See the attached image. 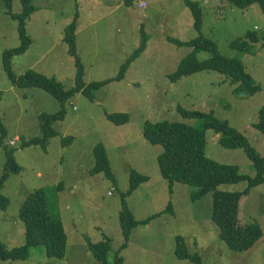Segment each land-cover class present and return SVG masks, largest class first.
Masks as SVG:
<instances>
[{"label": "rangeland", "instance_id": "obj_1", "mask_svg": "<svg viewBox=\"0 0 264 264\" xmlns=\"http://www.w3.org/2000/svg\"><path fill=\"white\" fill-rule=\"evenodd\" d=\"M193 1L203 10L201 33L194 30L192 15L182 0L35 1L37 11L25 25L32 45L11 60L15 76L34 70L55 78L65 90L72 87L75 67L63 39L76 12L75 42L85 84L116 77L139 48L142 29L148 38L145 53L133 63L123 81L102 87L94 101L77 94L66 102L65 120L51 126L56 136L50 139L45 152L39 146L21 149L20 144L42 136L39 116L57 114L61 105L39 88L16 89L7 79L2 55L17 47L19 40L17 23L9 18L5 2L0 0V120L7 134L0 145V175L5 160L3 145L13 150V158L22 168L17 175L9 174L0 190L9 201L7 209L0 212V243L7 249L24 244L18 210L27 194L41 188L47 192L51 213L62 220L68 236L63 259L49 258L43 247H38L25 261L0 264H102L90 252L87 239L97 244L105 238L112 246L108 263L115 264V253L123 243L122 195L129 189L132 170L150 180L127 197L128 207L138 221L160 216L133 231L128 247L120 254L124 264H193L176 257L178 236L184 237L187 251L197 253L203 264H264V185L242 197L239 215L242 226L258 225L262 238L247 252H234L219 238L218 227L212 222L213 193L193 203L190 194L195 188L176 183L170 195L157 161L163 149L149 143L142 134L146 121L189 122L177 111L178 106L213 112L246 136L264 159V137L255 128L264 103V42L255 44L251 55H239L230 48L248 32L264 38V11L258 4L239 9L219 0ZM140 3L146 6L140 8ZM11 9L12 13H20V0H11ZM199 36L214 42L222 56L242 60L246 72L261 84L260 91L246 99L238 98L228 77L212 71L172 82L170 75L191 50L177 48L167 38L186 43ZM208 57L204 52L197 56L199 61ZM106 113H128L130 123L116 126L108 121ZM67 137L72 139L63 146V138ZM98 144L106 148L115 182L103 174H90ZM206 156L237 166L241 174H255L243 149L222 147L219 135L209 131ZM246 187V182H240L222 185L219 190L240 192ZM170 203L173 214H165Z\"/></svg>", "mask_w": 264, "mask_h": 264}, {"label": "trees", "instance_id": "obj_2", "mask_svg": "<svg viewBox=\"0 0 264 264\" xmlns=\"http://www.w3.org/2000/svg\"><path fill=\"white\" fill-rule=\"evenodd\" d=\"M6 5L9 18L17 23V35L19 45L3 52L2 63L5 75L10 84L16 89L39 88L61 105V111L54 115L42 114L39 116L42 136L32 138L20 144V148L39 146L47 151L49 141L56 133L51 126L65 120L66 102L75 95L81 94L90 101L95 100L96 93L104 86L114 82L123 81L133 63L145 53L148 38L144 30H141V44L135 53L123 64L118 75L103 82L85 84L83 82L84 68L77 55L75 34L77 32L78 13L74 14L72 23L65 29L63 41L68 46V54L73 59L75 75L72 87L65 90L62 83L55 78L47 77L34 70H29L22 75L15 76L12 72L11 60L15 56L24 54L32 45V39L25 30L26 21L37 11L36 0H20L21 12L12 13L11 0H3ZM189 9L193 18L194 30L201 33L203 24V10L198 2L193 0H182ZM227 2L239 9L258 4L264 11V0H219ZM132 5V2H129ZM168 43L177 48L190 49V54L182 61L178 69L170 75V80L176 82L183 77L191 76L202 71H212L228 77L230 83L235 85L233 92L238 98H249L260 91L261 84L248 72H246L242 60L238 58H226L218 50V46L202 36L190 42H180L167 38ZM263 41L255 33L248 32L243 39H237L231 43L230 48L239 55H251L254 45ZM264 49V44H263ZM207 53L208 59L199 61L197 56ZM184 119L189 122L160 121L144 123L143 137L152 145L162 147L157 161L161 176L168 183L170 195H173V188L176 183H182L195 188L190 194L191 201L197 202L208 193H213L212 222L219 230V238L234 252H247L253 245L262 238L258 225L249 224L242 226L240 223V203L242 197L250 193L252 188L264 185V159L257 154L250 145L246 136L237 129L230 126L227 120L219 119L213 112L203 113L186 110L178 106L177 110ZM108 121L116 126H124L130 123L128 113H106ZM255 128L264 137V103L258 112V123ZM219 135V143L226 149H243L251 160L254 168V176H247L240 173L235 165L221 164L206 156L207 132ZM6 131L0 120V145L6 139ZM71 137L63 138L62 145L71 141ZM4 164L3 172L0 175V190L7 180L9 174H19L22 168L13 158V150L3 145ZM94 167L91 169L92 176L103 174L108 180L115 182V175L112 172L110 160L106 148L98 144L94 148ZM149 177L141 175L132 170L130 172V186L122 195V211L120 215L123 243L115 253V264H124V258L120 256L125 250L133 231L139 227L148 225L152 220L160 216L153 215L144 221L136 220L126 202L127 197L138 190V188L149 181ZM246 182L247 187L240 192L220 191L219 187L226 184H238ZM59 189V188H58ZM60 190V189H59ZM9 201L0 191V212H4ZM173 214V206L170 203L164 212ZM18 219L24 226V244L19 247L7 249L0 243V262L4 261H25L31 256L32 249L43 247L49 258L63 259L66 255L68 236L62 220L53 215L48 205L47 192L45 189H35L24 197L19 210ZM88 248L94 258L102 264L108 263V254L112 250L111 240L94 244L89 239ZM175 255L180 260H188L193 264H203L197 253H189L185 246L184 237H176Z\"/></svg>", "mask_w": 264, "mask_h": 264}, {"label": "built area", "instance_id": "obj_3", "mask_svg": "<svg viewBox=\"0 0 264 264\" xmlns=\"http://www.w3.org/2000/svg\"><path fill=\"white\" fill-rule=\"evenodd\" d=\"M145 6H146L145 3H140V8H143V7H145Z\"/></svg>", "mask_w": 264, "mask_h": 264}]
</instances>
